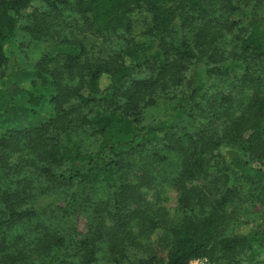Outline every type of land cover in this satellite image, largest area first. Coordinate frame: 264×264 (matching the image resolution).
<instances>
[{"label": "trees", "instance_id": "trees-1", "mask_svg": "<svg viewBox=\"0 0 264 264\" xmlns=\"http://www.w3.org/2000/svg\"><path fill=\"white\" fill-rule=\"evenodd\" d=\"M35 1L42 3L43 14L19 27ZM262 3L257 0L253 7ZM240 6L247 4L0 0V80L8 81L0 87V234L39 218L41 210L24 205L34 197L35 186L28 181L32 174L45 172L44 180L55 183L63 203L57 212L63 215L74 214L97 190H113L107 208L92 213L94 221L79 240L35 224L31 233L18 235L20 243L34 246L17 249L15 262L2 235L0 263L15 264L29 253L19 264H189L195 258L264 264V213L253 211L264 203V5L239 30L235 54L223 62L212 54L216 32L210 12ZM62 8L70 9L74 19L64 25L102 36L98 48L113 36L121 47L89 60L81 39L40 33L46 19L62 23ZM137 10L146 12L139 31L133 20ZM18 29L48 42L50 52L31 69L16 59L9 62L6 48ZM236 71L242 73L228 94L198 101L205 77L227 78ZM45 102L51 107L45 120L15 124L16 109L37 121ZM153 108L161 116L148 121ZM223 119L222 128L212 125ZM92 136L98 144L86 152L80 139ZM149 146L163 166L156 185L172 184L177 206L174 218L163 223L166 254L141 257L135 249L145 246L159 221L148 213L138 185L122 174L129 168L127 158ZM146 154L149 149L141 160ZM97 173L105 187L92 183ZM245 208L249 223L241 228Z\"/></svg>", "mask_w": 264, "mask_h": 264}, {"label": "rangeland", "instance_id": "rangeland-1", "mask_svg": "<svg viewBox=\"0 0 264 264\" xmlns=\"http://www.w3.org/2000/svg\"><path fill=\"white\" fill-rule=\"evenodd\" d=\"M241 3H246L247 6H240L236 11H212L210 12V18H212L215 23L214 31L216 32V38L214 40V44L212 46L213 51L212 54L216 57V59L220 62H223L222 59L230 58L232 54H235V39L236 36L239 35V30L243 28L246 24L247 18L253 10L259 11L261 5H264V0H262V4L253 7L256 5L257 0H238ZM43 6L40 1H35V3L31 4L26 10L25 15L22 17L19 23V27L25 24L32 23V16H39L43 14ZM30 14L31 16L28 18L26 15ZM70 9H63L61 12L62 23L60 22V26L58 25V20L46 19L45 28L40 33L49 36L50 34H55L56 37L58 34L64 36L70 35L82 40V42L88 47L89 52L87 58L89 60H93V57H97L100 53H113L117 51L121 45L122 41L117 37H111L106 40L104 44L105 47L98 48L101 45L102 36L92 35L90 31L85 30L81 32L78 30L77 26L68 27L64 22L73 21V17L70 15ZM146 12L137 10L133 15V20L135 21V30L139 31V28L145 23ZM64 20V21H63ZM234 23H236L234 25ZM32 25V24H31ZM37 28H41L39 25ZM48 42L44 40H37L32 38L27 32L18 29L7 46V55L9 56V62L13 63L14 59L17 60L19 65L26 69H31L34 64L40 60L47 52H50L48 47ZM211 48V49H212ZM99 51V52H98ZM261 68L258 66V70ZM242 72L236 71L232 73L227 78H207L205 77V84L203 86V96L198 99V101H206L210 96L219 97L222 94H228L231 91V84L235 81L234 79H239L240 74ZM7 79L3 77L0 80V87H3L7 84ZM240 95V94H239ZM240 98V97H239ZM19 103L24 105L23 100H19ZM233 110L237 113V107L233 106ZM38 118L37 121L28 118L27 113L21 111L20 109H16L13 113V120L17 125H25L27 123H38L39 121L45 120L49 114L51 113L50 104L45 102L42 107L38 110ZM161 116V111L157 108L151 109L147 112V120L151 121ZM204 119L201 120L203 122ZM225 121H217L212 124L214 127L216 126L218 129L222 128V123ZM11 124V123H10ZM210 126V125H209ZM82 143V149L86 152L93 151L97 144L98 139L95 136L89 138L80 139ZM150 150V154L144 156L141 160V157L146 153L147 150ZM153 148L151 146L147 147L146 150L141 152H136L130 155L127 158L126 162L129 165V168L126 170L124 174L121 176L126 181L130 183L138 185L145 201V206L148 213L152 216L153 219L159 221V226L152 230L149 235L148 242H146L143 248L135 249V252L144 257L148 253H156L158 255H165L167 251V245L163 244V227L166 225L163 223H168L175 216L176 206H177V193L172 184L165 182L162 186H157L156 183L158 178L156 175H162L161 170L163 169L162 163L157 161L158 159L152 157ZM40 165V164H39ZM45 165H43V168ZM31 167H28L30 169ZM42 168V169H43ZM98 174V173H97ZM46 175L45 172H42L41 175L32 174L31 179H28L30 184L35 186V190L33 191L34 197L30 199L27 204L24 205L27 208H32L37 210L39 213L38 219H33L30 221H25L22 224L15 225L12 228H9L4 233L0 234V238L4 234L5 240L4 244L8 246L6 250L10 255V260L15 262V258H19L17 254V249H20L22 246H27L29 248L34 246L28 243V241L20 243L21 238H18V235L21 233H31L33 229V225H38V227L42 229H50V232H58L64 237L73 236L75 239H80L83 234L88 231L89 225L91 221H94L93 212L97 210H103L107 208L111 198H112V189L106 188L107 183L103 179V175L98 174L93 178V184L101 187H105V189L97 190L95 194L90 197V200L87 202L78 205L79 209L71 215H63L60 211L57 212V208L61 207L63 203L60 198V191L55 187V183H50L42 176ZM142 175V176H140ZM144 175H153V178H147ZM121 176L117 175V179L121 180ZM38 177V180L36 178ZM96 179V180H95ZM148 179H151L148 182ZM33 182V184H32ZM148 182V183H147ZM160 182V181H159ZM161 183V182H160ZM47 187V188H45ZM56 190V191H55ZM53 207H56L53 210ZM160 208V210H159ZM52 209V210H50ZM251 209V207H249ZM157 211L156 213H153ZM253 211L257 213H264V203L258 204L253 208ZM160 212V213H159ZM246 208L242 211V216L240 220H243L241 223V228L245 227L246 223H249V218H247ZM164 221V222H163ZM160 222L162 225H160ZM18 239V240H16ZM39 251V249H38ZM39 253V252H38ZM28 256L27 258L21 257L17 264L21 263L23 260L29 259V253L25 254ZM37 252L33 256V258H37ZM0 261H4L0 258ZM15 263V264H16ZM211 263V262H210ZM2 264V263H0ZM214 264V263H211Z\"/></svg>", "mask_w": 264, "mask_h": 264}, {"label": "built area", "instance_id": "built-area-1", "mask_svg": "<svg viewBox=\"0 0 264 264\" xmlns=\"http://www.w3.org/2000/svg\"><path fill=\"white\" fill-rule=\"evenodd\" d=\"M189 264H211L206 258H195L190 260Z\"/></svg>", "mask_w": 264, "mask_h": 264}]
</instances>
